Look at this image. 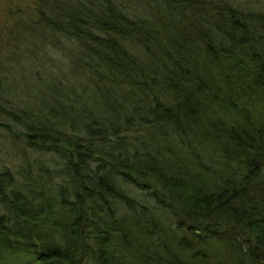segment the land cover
I'll return each mask as SVG.
<instances>
[{"label":"trees","instance_id":"16d2710c","mask_svg":"<svg viewBox=\"0 0 264 264\" xmlns=\"http://www.w3.org/2000/svg\"><path fill=\"white\" fill-rule=\"evenodd\" d=\"M20 1L0 264H264V0Z\"/></svg>","mask_w":264,"mask_h":264},{"label":"rangeland","instance_id":"374dc122","mask_svg":"<svg viewBox=\"0 0 264 264\" xmlns=\"http://www.w3.org/2000/svg\"><path fill=\"white\" fill-rule=\"evenodd\" d=\"M18 6H23L22 1L20 0H12V2H10V0H0V31H2L5 28V32L2 34L1 36V45L3 46V53L5 54L9 49L11 44H9L7 41V38H10L12 36V34H10L8 32V29L11 28V24L13 23L12 18H10L8 15V9L11 8V10H13V12H17ZM24 7V6H23ZM25 11V10H23ZM27 13V12H26ZM18 14H16L17 16ZM20 16V15H19ZM8 32V33H7ZM7 33L6 36H4ZM4 47L7 49L4 50ZM24 64H27L26 62H24ZM18 78H16L17 81ZM26 83H29V76L27 75L25 78ZM26 85V84H25ZM23 94H25L23 92ZM12 153L11 150H5L4 152L1 150L0 151V164L1 165H8V163H10L12 165V161L14 160V156H10V154ZM9 166V165H8ZM9 168H11L9 166ZM12 168H14V166H12Z\"/></svg>","mask_w":264,"mask_h":264}]
</instances>
